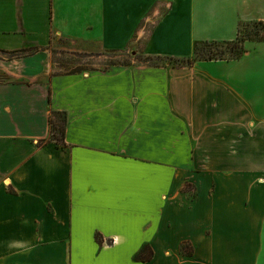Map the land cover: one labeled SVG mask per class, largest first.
<instances>
[{"label": "crops", "instance_id": "0c3cea01", "mask_svg": "<svg viewBox=\"0 0 264 264\" xmlns=\"http://www.w3.org/2000/svg\"><path fill=\"white\" fill-rule=\"evenodd\" d=\"M254 20L264 0H0V52L27 50L0 56V264H264V41L187 66L47 58L59 39L184 58L165 46Z\"/></svg>", "mask_w": 264, "mask_h": 264}, {"label": "trees", "instance_id": "16d2710c", "mask_svg": "<svg viewBox=\"0 0 264 264\" xmlns=\"http://www.w3.org/2000/svg\"><path fill=\"white\" fill-rule=\"evenodd\" d=\"M246 40L264 41V20H254L249 22H240L238 32L234 39L231 40H205L203 48L196 45L195 54L184 58H173L168 56H152L147 55L142 59L143 63L151 62L154 58L165 59L164 63H152L151 65L159 66L170 64L173 66L193 65L198 60H213V59H238L245 54L246 48L244 43ZM38 48H31L29 53H35ZM171 61H175L171 63ZM115 64L130 65L129 62H114ZM66 115L61 111H52L50 116L51 122V137L58 144L65 142ZM151 256L149 254H140L138 258L145 260Z\"/></svg>", "mask_w": 264, "mask_h": 264}, {"label": "rangeland", "instance_id": "374dc122", "mask_svg": "<svg viewBox=\"0 0 264 264\" xmlns=\"http://www.w3.org/2000/svg\"><path fill=\"white\" fill-rule=\"evenodd\" d=\"M144 39V38H143ZM229 40V39H228ZM231 40V39H230ZM190 42L188 45L177 48L174 45L170 44L165 47H169L174 52L179 51V53L174 54L178 56L191 55L195 54L196 45L203 48V42ZM210 41V40H209ZM193 43V44H192ZM159 48V47H158ZM27 50L15 53L3 54L0 52V56L7 57L8 59L21 58L23 55H26ZM30 52V51H29ZM48 60L52 67L60 71H82V70H91V69H103L112 65L114 62H129L130 64H141L142 59H145V55L141 52H130V51H121V52H84L81 51L79 47L65 41L62 39L54 40V43L49 46ZM167 62L165 59L154 58L152 63H164ZM175 61H171L174 63ZM7 76L0 73V79H5ZM11 78V76H9Z\"/></svg>", "mask_w": 264, "mask_h": 264}]
</instances>
